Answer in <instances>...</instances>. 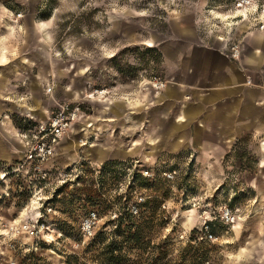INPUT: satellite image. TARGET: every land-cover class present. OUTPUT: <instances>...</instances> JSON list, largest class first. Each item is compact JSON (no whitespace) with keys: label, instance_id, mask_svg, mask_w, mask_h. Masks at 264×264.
<instances>
[{"label":"rangeland","instance_id":"rangeland-1","mask_svg":"<svg viewBox=\"0 0 264 264\" xmlns=\"http://www.w3.org/2000/svg\"><path fill=\"white\" fill-rule=\"evenodd\" d=\"M262 6L252 4L243 24L236 0H0V65L24 57L31 78L47 63L52 109L65 101L81 109L57 151L55 176L0 199V264H101L110 253L124 254L126 264H264V131L229 139L219 160L211 158L170 124L160 96L175 83L176 47L230 59L235 44L246 57L263 52ZM154 78L165 87L153 88ZM29 92V101L0 103V125L13 123L16 142L35 121L20 116L34 107ZM90 146L113 156L95 162L84 151ZM121 214L129 217L119 223ZM9 221L34 233L10 248L1 229ZM126 225L141 227L133 241L119 231Z\"/></svg>","mask_w":264,"mask_h":264},{"label":"crops","instance_id":"crops-1","mask_svg":"<svg viewBox=\"0 0 264 264\" xmlns=\"http://www.w3.org/2000/svg\"><path fill=\"white\" fill-rule=\"evenodd\" d=\"M17 35L22 36L19 32ZM257 38L258 44L261 45L264 42V34H258ZM223 45L220 42V46ZM223 53L212 48L176 47L173 61L176 71L175 83L167 86L160 94L167 111L171 110L170 124L179 128L180 133L189 134L190 139H193L190 142L193 147L209 151V156L218 160L220 151H226L228 148L229 139L246 132L264 131V91L245 85L249 72H253L255 83L264 81L261 70L264 68V51L254 49L246 57L243 49L237 61L230 59L225 51ZM5 58L4 54L0 56L3 62ZM23 58L16 59L17 63H13L16 61L14 58H11L9 63H1L0 66L4 68L0 69V103L15 98L29 101V89L32 87L33 94L37 95L34 98V107L25 108L20 116L32 117L35 120L33 122L44 121L54 110L51 107L52 101L45 93V84L49 82L52 71L47 63H44V67L40 64L35 75L28 78L25 75L29 65ZM38 97H45L49 101L48 108L37 107ZM14 133L15 126L10 120L0 125V161L9 162L16 156L15 153L19 155L21 144L13 140ZM92 147L84 148V151L95 162L101 163L113 156L108 150H96ZM67 148L64 149L66 152ZM259 148L264 152V141L260 143ZM128 152L131 154V150ZM100 156H104L103 161Z\"/></svg>","mask_w":264,"mask_h":264},{"label":"built area","instance_id":"built-area-1","mask_svg":"<svg viewBox=\"0 0 264 264\" xmlns=\"http://www.w3.org/2000/svg\"><path fill=\"white\" fill-rule=\"evenodd\" d=\"M258 0H236V8H251ZM263 7V6H262ZM250 12V11H249ZM252 12H256L252 11ZM258 15V26L260 31H264V7ZM230 57L238 60L241 51L238 45L231 46ZM153 88L163 89L165 81L154 78L151 83ZM245 85L255 87L264 91V81L254 83L247 78ZM52 87H48L47 92ZM81 118L80 105L72 102H62L54 108L49 117L44 121L29 123L18 130V142L21 144L19 157L12 163L0 162V199L10 193L17 192V189L24 183L31 185L33 183H46L57 173L55 166V157L60 144L64 141L69 131L72 130ZM226 221H232L230 213L225 212ZM95 214H91L85 221L84 228L90 233L91 226L94 223ZM2 231L7 239L10 248L14 247L15 239L24 232L29 235L34 233L29 224H22L16 221L2 223Z\"/></svg>","mask_w":264,"mask_h":264},{"label":"trees","instance_id":"trees-1","mask_svg":"<svg viewBox=\"0 0 264 264\" xmlns=\"http://www.w3.org/2000/svg\"><path fill=\"white\" fill-rule=\"evenodd\" d=\"M119 214H120V212H119ZM127 217H129V215L127 216V214H125L124 216L121 214L118 218H117V221L119 222V223H121V222H123V221H126V219H128ZM134 226V231H131L132 229H133V227H131V226H129V225H126V227H121L120 226V228H119V231L120 230H126V233H127V235L130 237V238H128L127 237V239H130V241L132 240L133 241V239L132 238H134V237H136V236H138L139 235V233H140V231H141V227L140 226H136V225H133ZM128 260H127V258H126V256L123 254V255H121L120 253L118 254V255H113V253H110V255H109V257H108V259H107V261L105 262H103V263H101V264H126V262H127Z\"/></svg>","mask_w":264,"mask_h":264},{"label":"bare ground","instance_id":"bare-ground-1","mask_svg":"<svg viewBox=\"0 0 264 264\" xmlns=\"http://www.w3.org/2000/svg\"><path fill=\"white\" fill-rule=\"evenodd\" d=\"M255 7H251V8H243V9H240V10H237L236 11V14H237V17H239L241 19L240 22H245L248 20V12L249 11H255L254 9ZM248 22V21H247Z\"/></svg>","mask_w":264,"mask_h":264}]
</instances>
